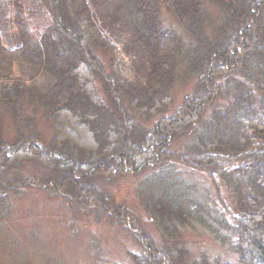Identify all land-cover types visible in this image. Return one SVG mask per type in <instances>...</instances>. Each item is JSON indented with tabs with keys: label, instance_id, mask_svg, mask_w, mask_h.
I'll use <instances>...</instances> for the list:
<instances>
[{
	"label": "trees",
	"instance_id": "trees-1",
	"mask_svg": "<svg viewBox=\"0 0 264 264\" xmlns=\"http://www.w3.org/2000/svg\"><path fill=\"white\" fill-rule=\"evenodd\" d=\"M9 1L19 43L6 47L0 35V220L10 195L38 188L80 212L131 222L141 248L133 264H264V0H120L125 23L121 15L106 23L128 25L145 52L143 83L127 78L117 44L86 0ZM36 12L50 21L32 40L24 17ZM18 63L49 74L50 91L3 86ZM192 77L181 104L159 116L175 83ZM4 116L15 127L10 143ZM40 116L50 123L49 141ZM175 142L181 151L170 149ZM192 171L216 189L221 181L232 204L210 199ZM130 174H143L138 199L162 245L101 185ZM197 228L237 259L193 254L183 236Z\"/></svg>",
	"mask_w": 264,
	"mask_h": 264
},
{
	"label": "rangeland",
	"instance_id": "rangeland-1",
	"mask_svg": "<svg viewBox=\"0 0 264 264\" xmlns=\"http://www.w3.org/2000/svg\"><path fill=\"white\" fill-rule=\"evenodd\" d=\"M86 1L100 23L103 34L117 44L127 78L132 82L143 83L149 68L145 52L131 35L128 25L119 23L112 27L106 23L116 15H121L122 21H125L120 0ZM9 14L10 1L0 0L2 44L15 47L19 39L10 23ZM161 15L166 23L173 22L163 8ZM24 20L28 24V33L32 40L38 37L50 21L49 14L40 16L37 12L26 15ZM13 74L12 78L2 82L3 86L19 84L31 89L35 94L45 95L54 84V79L49 74L27 64H16ZM193 82L194 77L186 79L185 82H176L171 90L173 101L159 116L171 115L181 104L183 96L191 92ZM5 117L8 116L3 117L2 135L3 140L10 143L15 137V127L10 119ZM150 124L149 122L148 125ZM37 127L42 140L49 141L52 133L50 123L40 116ZM170 149L179 152L183 148L180 142H175ZM141 176L143 174L117 176L110 180L106 178L102 180L104 182H101V185L103 184L120 204L130 208L133 225L149 233L162 245L164 238L149 222L148 215L138 199L137 180ZM188 177L198 184L200 190L205 189L210 199L219 204L221 201L227 205L232 204L230 193L221 181L217 183L216 189L212 180L202 172L192 171ZM9 197L11 208L6 219L0 220V264H133L130 255L141 251L132 234L136 230L131 228V222L126 224L119 219L101 218L95 210L87 214L80 212L75 206L67 204L56 191L23 188ZM183 238L193 254L197 255L203 250L210 257L220 256L233 261L237 259L232 251L221 246L200 228L188 229Z\"/></svg>",
	"mask_w": 264,
	"mask_h": 264
}]
</instances>
